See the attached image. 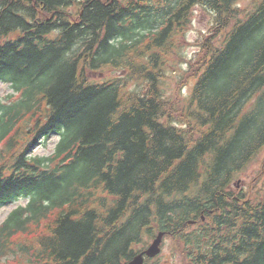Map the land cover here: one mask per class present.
I'll list each match as a JSON object with an SVG mask.
<instances>
[{"label":"trees","instance_id":"16d2710c","mask_svg":"<svg viewBox=\"0 0 264 264\" xmlns=\"http://www.w3.org/2000/svg\"><path fill=\"white\" fill-rule=\"evenodd\" d=\"M251 1L0 0V82L17 95L0 98V208L27 202L0 225V264H127L161 232L185 264H264V200L232 190L264 149ZM197 6L215 26L175 118L164 66ZM106 70L122 77L96 82Z\"/></svg>","mask_w":264,"mask_h":264},{"label":"rangeland","instance_id":"374dc122","mask_svg":"<svg viewBox=\"0 0 264 264\" xmlns=\"http://www.w3.org/2000/svg\"><path fill=\"white\" fill-rule=\"evenodd\" d=\"M251 0H239V8L246 11L251 7ZM192 25L186 32L185 39L180 43L179 48L174 49L167 59L164 66L165 78L163 88L165 90V100L170 104L172 115L177 118L181 112H185L189 104V98L192 90L196 85V79L192 75L193 67L197 63L202 54V43L206 37L213 33L214 21L213 16L204 8L197 6L193 9ZM122 77L120 73H114L111 70H106L104 75H95L93 78L96 82H102L109 79ZM139 88L136 84L130 83L127 86V91ZM12 88L0 82V98L4 102H8L11 98L17 97L13 94ZM11 96V97H10ZM13 96V97H12ZM183 108V110H180ZM58 142L57 138H52L42 146L35 150L37 155L50 156ZM233 189L237 193H249L252 198L264 200V149L251 161L248 167L243 170L235 182ZM25 200L0 209V225L7 218L10 212L21 205H26ZM151 243V242H150ZM172 237H164L162 252L152 261L147 264H185L184 256L181 253V248Z\"/></svg>","mask_w":264,"mask_h":264},{"label":"water","instance_id":"95a60500","mask_svg":"<svg viewBox=\"0 0 264 264\" xmlns=\"http://www.w3.org/2000/svg\"><path fill=\"white\" fill-rule=\"evenodd\" d=\"M164 236L165 233L161 232L146 251L135 256L128 264H144L145 257L155 258L156 256H158L161 252V245Z\"/></svg>","mask_w":264,"mask_h":264}]
</instances>
